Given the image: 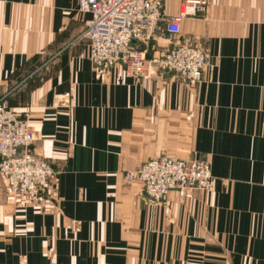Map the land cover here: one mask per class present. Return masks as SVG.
Here are the masks:
<instances>
[{"label": "crops", "instance_id": "obj_1", "mask_svg": "<svg viewBox=\"0 0 264 264\" xmlns=\"http://www.w3.org/2000/svg\"><path fill=\"white\" fill-rule=\"evenodd\" d=\"M174 15L182 0H159ZM78 0H0V97L27 115L56 172L43 208L0 177V264H264V0H208L178 34L133 42L207 48L201 80L100 73L78 40ZM206 159L212 188L144 199L146 160Z\"/></svg>", "mask_w": 264, "mask_h": 264}, {"label": "built area", "instance_id": "obj_2", "mask_svg": "<svg viewBox=\"0 0 264 264\" xmlns=\"http://www.w3.org/2000/svg\"><path fill=\"white\" fill-rule=\"evenodd\" d=\"M207 7L208 0H182L179 11L167 15L161 12L159 0H78V12L89 17L77 39L86 42L88 58L102 74L120 65L126 77L149 79L170 72L194 86L207 64V48L173 42L165 52L148 57L145 49L132 43L149 42L163 32L171 38L184 18L205 14ZM34 141L27 115L0 97V177L23 206L39 210L43 193L53 188L56 172L33 153ZM134 179L141 181L144 199L153 204L165 202L170 190L210 189L213 183L207 160L169 156L143 162L127 174L128 181Z\"/></svg>", "mask_w": 264, "mask_h": 264}, {"label": "rangeland", "instance_id": "obj_3", "mask_svg": "<svg viewBox=\"0 0 264 264\" xmlns=\"http://www.w3.org/2000/svg\"><path fill=\"white\" fill-rule=\"evenodd\" d=\"M191 46V45H190ZM163 156H169V155H163ZM162 157V156H161ZM169 157H173V156H169ZM154 158H156V157H154ZM174 158H177V157H174ZM150 159H152V158H150ZM149 160V159H148ZM184 160H188V159H184ZM206 160V159H205ZM147 161V160H146ZM208 161V160H207ZM210 164V163H209ZM135 171V170H134ZM133 171V172H134ZM210 171H211V169H210ZM212 175V174H211ZM2 179V178H1ZM3 181V180H2ZM4 183V182H3ZM5 185V184H4ZM6 187V186H5ZM211 188H212V186H211ZM210 188V189H211ZM196 189H198V188H196ZM210 189H198V190H205V191H208V190H210ZM174 190H176V189H174ZM171 191V190H170ZM165 203H167V199L165 200V202L163 201V202H160V203H158V204H165Z\"/></svg>", "mask_w": 264, "mask_h": 264}]
</instances>
